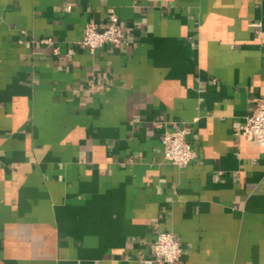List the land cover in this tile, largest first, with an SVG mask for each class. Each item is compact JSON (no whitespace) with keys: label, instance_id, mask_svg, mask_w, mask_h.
<instances>
[{"label":"crops","instance_id":"obj_1","mask_svg":"<svg viewBox=\"0 0 264 264\" xmlns=\"http://www.w3.org/2000/svg\"><path fill=\"white\" fill-rule=\"evenodd\" d=\"M108 10L122 45L91 55ZM257 104L264 0H0V264H140L158 232L178 264H264Z\"/></svg>","mask_w":264,"mask_h":264},{"label":"built area","instance_id":"obj_2","mask_svg":"<svg viewBox=\"0 0 264 264\" xmlns=\"http://www.w3.org/2000/svg\"><path fill=\"white\" fill-rule=\"evenodd\" d=\"M123 38L124 33L117 15L114 11L108 10L105 27L100 29L93 22L87 23L81 39L76 44L82 50L93 55L103 45H111L119 49ZM235 132L259 146H264V107L257 104ZM187 134V129L182 128L165 132L161 136L163 158L179 168L187 166L196 157L191 144L185 139ZM181 254L180 242L174 235L168 232H158L155 241L150 246L149 257L142 258L140 264H178Z\"/></svg>","mask_w":264,"mask_h":264}]
</instances>
